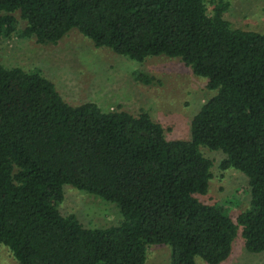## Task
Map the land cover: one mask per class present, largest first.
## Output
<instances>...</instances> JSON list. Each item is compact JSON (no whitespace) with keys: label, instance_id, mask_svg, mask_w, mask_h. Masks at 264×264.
<instances>
[{"label":"trees","instance_id":"trees-1","mask_svg":"<svg viewBox=\"0 0 264 264\" xmlns=\"http://www.w3.org/2000/svg\"><path fill=\"white\" fill-rule=\"evenodd\" d=\"M227 5L206 0H0V39L18 30L57 44L78 30L131 60L179 58L216 93L194 115L187 140H169L148 112L71 105L40 70L0 63V246L20 264H144L168 244L169 264H221L241 227L247 251L264 253V33L232 27ZM146 84L153 77L137 71ZM249 179L250 207L232 219L204 204L213 161ZM115 203L121 221L85 227L63 215L64 185Z\"/></svg>","mask_w":264,"mask_h":264},{"label":"rangeland","instance_id":"rangeland-1","mask_svg":"<svg viewBox=\"0 0 264 264\" xmlns=\"http://www.w3.org/2000/svg\"><path fill=\"white\" fill-rule=\"evenodd\" d=\"M209 13L216 4L227 5L224 17L232 27L264 33V0H206ZM18 30L0 39V63L6 67L40 70L54 82L65 101L71 105L96 103L103 111L124 110L133 115L148 112L164 128L169 140H187L191 122L202 105L216 91L207 87L208 80L197 76L179 58L148 57L142 62L119 55L106 47H97L78 30L70 31L57 44H40L35 38L20 35L26 25L15 13ZM137 71L153 77L146 84L135 78ZM213 161V176L205 194H196L204 204H222L232 219L250 207L248 177L236 169H220L225 157L221 151L202 147ZM64 200L58 206L63 215L75 214L85 227H109L122 219L119 207L112 202L79 190L63 187ZM168 244L148 247L144 264H169ZM197 264H208L196 258ZM0 264H20L6 245L0 246ZM221 264H264V253L246 250L241 227L232 252Z\"/></svg>","mask_w":264,"mask_h":264}]
</instances>
